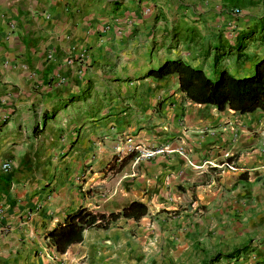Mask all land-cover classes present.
<instances>
[{"label": "crops", "instance_id": "1", "mask_svg": "<svg viewBox=\"0 0 264 264\" xmlns=\"http://www.w3.org/2000/svg\"><path fill=\"white\" fill-rule=\"evenodd\" d=\"M241 1L0 0V264L201 263L202 242L248 247L226 264H264V114L193 104L175 75H147L179 59L211 77L216 47L229 74L251 72L257 35L246 61L228 48L264 0ZM131 201L147 214L63 254L45 238L78 207Z\"/></svg>", "mask_w": 264, "mask_h": 264}, {"label": "trees", "instance_id": "2", "mask_svg": "<svg viewBox=\"0 0 264 264\" xmlns=\"http://www.w3.org/2000/svg\"><path fill=\"white\" fill-rule=\"evenodd\" d=\"M231 5H246L241 0H230ZM257 35L258 41L264 46V15L251 29L242 31L237 35L235 44L228 49L232 52L236 61H246L244 53L248 42ZM212 58V76L207 77L199 68L191 67L179 59L165 60L155 69L147 72V75L155 80L175 75L177 90L193 104L208 105L217 111L231 110L234 114L244 115L259 111L264 114V52L253 62L252 73L242 77L229 74L219 66L224 55V48L216 47ZM226 53V52H225ZM131 155L119 161L117 169H120ZM147 214L145 204L131 201L117 212L101 213L92 212L84 207H78L67 214L60 223L48 230L45 238L58 254H63L74 244L82 241V233L87 229L108 230L118 219L137 221ZM244 245L233 249L226 254H215L201 264H214L218 260H236L240 254L247 250Z\"/></svg>", "mask_w": 264, "mask_h": 264}, {"label": "rangeland", "instance_id": "3", "mask_svg": "<svg viewBox=\"0 0 264 264\" xmlns=\"http://www.w3.org/2000/svg\"><path fill=\"white\" fill-rule=\"evenodd\" d=\"M239 7H243L240 6V5H237ZM239 10V9H238ZM249 59V58H248ZM247 59V60H248ZM242 63V62H241ZM253 64V63H252ZM238 65H242V64H238ZM221 66V65H220ZM251 70H253V67H251ZM251 72L249 73H242V75L238 76V77H242V76H246V75H249L251 74ZM201 247H200V250L198 252H201L203 255H204V259L203 260H207L208 258H211L212 256H214L215 254H226V253H229L230 250L229 249H225V250H216L214 246H212L209 242H202L201 244H199ZM221 252V253H220ZM253 255V254H252ZM196 258V257H195ZM194 257H192V255L190 254V257L188 258L187 262H189V264H201L200 262H197L195 260ZM226 262H228V260H224V259H221V260H218V262L214 263V264H226ZM171 264H175V263H171ZM184 264V263H183Z\"/></svg>", "mask_w": 264, "mask_h": 264}, {"label": "built area", "instance_id": "4", "mask_svg": "<svg viewBox=\"0 0 264 264\" xmlns=\"http://www.w3.org/2000/svg\"><path fill=\"white\" fill-rule=\"evenodd\" d=\"M148 12V9L145 10V13ZM231 14L232 16H238L240 14L239 10L238 9H233L231 11ZM129 141V140H128ZM130 150H133V148H130ZM160 152H171L169 150H167L166 147H164L163 149L161 150H155V151H145V152H142L139 156L142 158V159H149V158H152L154 156V154H157V153H160ZM180 155H182L181 153H178ZM225 158H227V155H224ZM217 168L219 169H227V170H235L234 167L228 163V162H223L221 163L219 166H217ZM2 169L3 170H8L9 169V164L8 163H4L2 165Z\"/></svg>", "mask_w": 264, "mask_h": 264}]
</instances>
